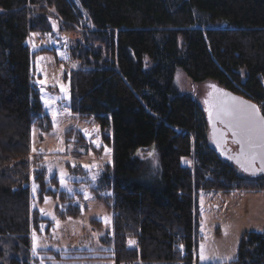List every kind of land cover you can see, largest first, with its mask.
<instances>
[{
  "label": "trees",
  "instance_id": "1",
  "mask_svg": "<svg viewBox=\"0 0 264 264\" xmlns=\"http://www.w3.org/2000/svg\"><path fill=\"white\" fill-rule=\"evenodd\" d=\"M56 29L76 34L71 111L95 117L114 147L113 171L92 189L98 198L113 191L104 198L115 214L113 236L101 238L113 259L105 264H192L185 247L190 252L200 239L198 195L262 191L264 176L242 173L216 151L204 105L179 91L175 74L182 68L195 83L212 81L264 115V0H0V264H42L32 233L47 219L32 206V178L41 200L59 199L61 218L83 212L32 149L33 127L50 123L33 82L35 62L51 50H31L27 41ZM66 135L86 143L75 130ZM153 145L159 186L145 182L136 156ZM63 253L40 251L60 260ZM229 264H264V231L245 232Z\"/></svg>",
  "mask_w": 264,
  "mask_h": 264
},
{
  "label": "rangeland",
  "instance_id": "2",
  "mask_svg": "<svg viewBox=\"0 0 264 264\" xmlns=\"http://www.w3.org/2000/svg\"><path fill=\"white\" fill-rule=\"evenodd\" d=\"M75 39L74 32L56 29L32 32L27 41L31 50L43 47L51 50L40 55L35 62L33 82L39 89L40 100L50 117V123L33 127L34 155L42 157V165L49 177L57 176L59 190L69 194L74 198L73 203L83 208L80 217L61 218L56 211L60 205L59 199L46 196L41 200L39 184L32 178V206L47 219L41 225V233H32L31 250L34 257L43 259L42 264L113 262L112 253L107 251L109 248L101 240L114 234L115 214L104 200L111 197L113 191L108 190L103 193V198H98L92 189L98 186L106 170L113 171L114 147L105 141L101 124L95 117H82L71 111L70 71L72 67H78V63L70 65ZM174 82L182 94L193 96L203 105L213 83H195L182 68L177 69ZM72 130L83 135L86 143L79 146L74 138H67L66 134ZM105 133L113 136V129L108 126ZM136 156L145 162V182L162 185V161L157 146L140 149ZM190 161L185 160L187 163ZM197 206L201 237L195 247L196 264H229L238 257L240 241L245 232L264 231V190L251 197L237 196L236 192L202 191L198 195ZM51 249L67 254L63 253L62 260L56 255L40 254L42 250Z\"/></svg>",
  "mask_w": 264,
  "mask_h": 264
},
{
  "label": "water",
  "instance_id": "3",
  "mask_svg": "<svg viewBox=\"0 0 264 264\" xmlns=\"http://www.w3.org/2000/svg\"><path fill=\"white\" fill-rule=\"evenodd\" d=\"M210 87L204 100V108L210 136L216 151L224 159L233 163L242 173L251 177L264 176V171L261 170L262 167H264V164H262V161H264V149L258 146L251 149V152L255 153L256 158L254 161H250L248 156H241L240 144L237 143L239 137L233 136L232 130L229 127V123L234 124V121H231L230 118L224 114L225 110L228 108H241L248 105H255L256 109H259V115L264 116L260 106L216 83H212ZM228 143H232L236 146L237 150H232V147L228 145ZM256 143L259 144V141ZM245 149L246 152H248L247 144L245 145ZM242 164L244 167L241 166ZM245 167L248 168V171L244 170ZM253 172L255 174H253Z\"/></svg>",
  "mask_w": 264,
  "mask_h": 264
},
{
  "label": "snow or ice",
  "instance_id": "4",
  "mask_svg": "<svg viewBox=\"0 0 264 264\" xmlns=\"http://www.w3.org/2000/svg\"><path fill=\"white\" fill-rule=\"evenodd\" d=\"M40 59L43 58L41 57ZM45 103H48V101H45ZM224 114L231 121H234V124L229 123V127L232 130L233 136L239 137L237 143L240 144V155L248 156L250 161H254L256 157L255 153L251 152V149L257 146L264 149V116L259 115V109H256L255 105H248L241 108H228ZM257 141H259V144L256 143ZM246 144L248 146V152L245 149ZM262 164H264V161H262ZM241 166L244 167L243 164ZM244 170L248 171V168L245 167ZM261 170L264 171V167ZM253 174L255 173L253 172ZM61 183H64L63 175L61 176ZM35 190L36 186L34 185L33 191L35 192ZM135 243L134 240H129V245H134ZM33 247L35 250V234Z\"/></svg>",
  "mask_w": 264,
  "mask_h": 264
},
{
  "label": "built area",
  "instance_id": "5",
  "mask_svg": "<svg viewBox=\"0 0 264 264\" xmlns=\"http://www.w3.org/2000/svg\"><path fill=\"white\" fill-rule=\"evenodd\" d=\"M135 247L137 248L138 247V244H135ZM185 251H186V254L189 256L190 254L192 255V264H196V259H195V249H191L190 252H188L187 250V247H185ZM124 264H147L146 262L142 261V260H139V261H136L135 263H124ZM177 264H186L184 262H179Z\"/></svg>",
  "mask_w": 264,
  "mask_h": 264
},
{
  "label": "crops",
  "instance_id": "6",
  "mask_svg": "<svg viewBox=\"0 0 264 264\" xmlns=\"http://www.w3.org/2000/svg\"><path fill=\"white\" fill-rule=\"evenodd\" d=\"M262 191H236V194H237V196H250L251 197V196H255L256 194H258V192H262ZM199 232H200V229H199ZM199 235H200V233H199Z\"/></svg>",
  "mask_w": 264,
  "mask_h": 264
},
{
  "label": "flooded vegetation",
  "instance_id": "7",
  "mask_svg": "<svg viewBox=\"0 0 264 264\" xmlns=\"http://www.w3.org/2000/svg\"><path fill=\"white\" fill-rule=\"evenodd\" d=\"M228 145H230L231 147H232V150H237V147L236 146H234L232 143H228ZM231 151V150H230Z\"/></svg>",
  "mask_w": 264,
  "mask_h": 264
}]
</instances>
